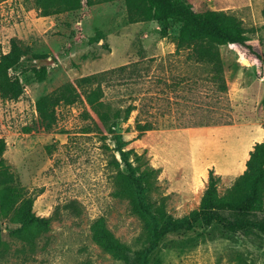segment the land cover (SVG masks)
I'll return each mask as SVG.
<instances>
[{
  "label": "rangeland",
  "instance_id": "obj_1",
  "mask_svg": "<svg viewBox=\"0 0 264 264\" xmlns=\"http://www.w3.org/2000/svg\"><path fill=\"white\" fill-rule=\"evenodd\" d=\"M188 1L197 12L223 4ZM263 7L264 0H235L227 10L242 20L252 49L219 46L222 90L207 65L188 58L185 49L175 51L178 22L169 20L163 37L156 21L130 18L123 0L49 16L40 15L35 0H0V49L7 51L17 38L27 50L12 69L23 93L16 100L0 99L3 157L11 184L34 198V213L51 217L48 230L24 241L9 235L16 224L0 216V264H123L93 241L90 225L98 217L120 241L139 245L140 219L125 199L112 195L113 168L103 143L113 146V140L101 139L106 130L83 94L89 84L80 85L81 77L93 73L98 81L91 86H101L106 109L122 114L128 104L136 105L122 125L123 136L127 148L158 169L152 196L168 213L178 217L198 206L209 169L219 175L223 194L245 170L254 143L264 140V70L252 52L264 56ZM36 53L45 57L35 59ZM33 65L47 67L43 80L28 70ZM65 84L80 96L60 101L54 123L45 129L36 102ZM136 120H151L155 127L139 133ZM85 126L89 132H83ZM202 143L210 148L207 156L197 146ZM150 264H264V237L209 239L197 226L167 236Z\"/></svg>",
  "mask_w": 264,
  "mask_h": 264
},
{
  "label": "trees",
  "instance_id": "obj_2",
  "mask_svg": "<svg viewBox=\"0 0 264 264\" xmlns=\"http://www.w3.org/2000/svg\"><path fill=\"white\" fill-rule=\"evenodd\" d=\"M100 1L113 0H35V4L40 15L49 16ZM123 1L130 18L156 21L163 37L168 33L169 20L180 23L179 32L173 38L175 51L185 49L188 58L207 65L214 71L212 78L222 90L226 89V83L222 75L219 46L237 44L252 49L247 43L242 20L227 10L207 9L197 12L188 0ZM261 12L264 16V7ZM252 52L264 70V56ZM26 54L27 50L17 38L10 39L7 51L0 49V99L16 100L23 93L24 86L12 69L20 64ZM42 57H45L44 54H33L35 59ZM28 70L39 80H43L47 74L45 65H33ZM97 78V73H93L81 77L79 84H89L83 94L106 130L101 139L106 140L110 135L114 143L113 146L103 143L105 150L110 151L108 164L113 168L112 195L127 201L129 211L140 219L143 230L139 245L132 248L115 237L103 218H96L90 225L91 236L103 251L123 264H150L154 252L167 236L187 233L197 226L202 227L205 237L209 239L217 234L255 239L264 237V140L254 143L245 162V170L223 194L220 195L217 189L219 175L209 169L198 206L185 215L173 216L166 211L161 201L152 196L158 189V169L144 159L143 153L127 148L128 140L123 136L122 125L136 105L128 104L120 110L122 114L118 110L106 109L101 86H91L98 81ZM78 96L79 93L71 84L41 96L36 102V110L43 127L49 129L54 123L55 107L60 101L72 103ZM154 127L155 123L151 120H136L135 123L139 133ZM89 131L90 126L83 128V132ZM5 150V138L0 137V216L8 217L16 224L8 230L11 237L29 241L35 233L49 229L51 217L36 215L33 211L34 198L24 195L19 187L11 184L12 175L3 157Z\"/></svg>",
  "mask_w": 264,
  "mask_h": 264
},
{
  "label": "bare ground",
  "instance_id": "obj_3",
  "mask_svg": "<svg viewBox=\"0 0 264 264\" xmlns=\"http://www.w3.org/2000/svg\"><path fill=\"white\" fill-rule=\"evenodd\" d=\"M210 136H211V135H210ZM206 137H209V135L206 136ZM203 145H206V144H203V143H202V144L197 145V146H198V147L200 146V147H201L200 149H201L202 153L205 154V155L207 156V155H209V153H211L210 148L205 147V146H203ZM213 145H214V144H213ZM219 145H220V144H219ZM197 146H196V147H197ZM214 146H215V145H214ZM196 147H195V148H196ZM216 147H217V146H216ZM214 148H215V147H214ZM220 150H221V149H220ZM220 150H219V151H220ZM193 151H195V150H193ZM219 151H218V152H219ZM221 152H222V150H221ZM236 152H237V151H236ZM198 153H199V152H198ZM225 153H226V152H225ZM195 154H196V152H195ZM234 154H235V153H234ZM205 155H204V156H205ZM215 155H216V154H215ZM204 156H203V158H204ZM211 156H212V155H211ZM228 156H229V155H228ZM195 158H196V157H195ZM214 158H215V157H214ZM224 159H225V157H224ZM201 160H202V158H201ZM201 160H200V161H201ZM207 160H208V159H207ZM197 161H198V160H197ZM202 163H203V162H202ZM204 163H205V162H204Z\"/></svg>",
  "mask_w": 264,
  "mask_h": 264
},
{
  "label": "crops",
  "instance_id": "obj_4",
  "mask_svg": "<svg viewBox=\"0 0 264 264\" xmlns=\"http://www.w3.org/2000/svg\"><path fill=\"white\" fill-rule=\"evenodd\" d=\"M235 2V0H223V4L218 6L215 9H220V10H228L231 9L232 4Z\"/></svg>",
  "mask_w": 264,
  "mask_h": 264
}]
</instances>
